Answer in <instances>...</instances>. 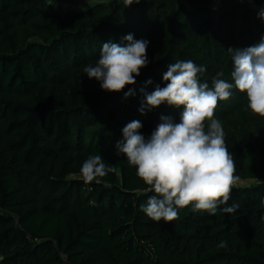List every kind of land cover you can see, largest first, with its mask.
<instances>
[{"label":"trees","instance_id":"1","mask_svg":"<svg viewBox=\"0 0 264 264\" xmlns=\"http://www.w3.org/2000/svg\"><path fill=\"white\" fill-rule=\"evenodd\" d=\"M50 1L0 0V264H264V117L244 94L233 87L214 113L245 181L220 206L236 204L231 214L188 206L153 221L140 209L153 193L116 147L134 120L145 138L162 115L179 122L182 107L146 105L176 61L203 65L209 87L221 70L234 83L228 49L264 36V0ZM128 34L149 41L148 65L107 92L84 67ZM95 154L116 170L86 183L81 167Z\"/></svg>","mask_w":264,"mask_h":264},{"label":"clouds","instance_id":"2","mask_svg":"<svg viewBox=\"0 0 264 264\" xmlns=\"http://www.w3.org/2000/svg\"><path fill=\"white\" fill-rule=\"evenodd\" d=\"M121 0H117L120 3ZM140 0H122L125 8ZM264 20V8L259 13ZM125 46L111 41L104 43L95 65H86L84 73L96 79L107 92H121L136 83L135 77L148 65L149 41L135 40L132 34L124 37ZM232 59L231 80L221 70L212 80V87L201 82L206 68L192 60L176 61L163 74L165 87L156 86L146 95L149 109L163 103L182 107L179 122L171 116H161L160 123L145 138L140 121L129 122L123 129V141L117 143L118 153L126 156L129 166L153 193L140 205L153 221L171 222L178 210L191 206V210L215 215L217 210L231 214L237 205H227L233 186L239 180L236 166L225 143L222 123L215 118L219 101L228 100L235 87L246 96V110L264 117V36L258 43L246 48H229ZM151 83V80L147 81ZM125 97L134 95L133 90ZM140 111L143 113L144 108ZM207 122V124H206ZM115 166L106 163L100 154L90 155L81 167L84 181L100 183L102 177L115 172ZM220 247H226L222 241Z\"/></svg>","mask_w":264,"mask_h":264},{"label":"rangeland","instance_id":"3","mask_svg":"<svg viewBox=\"0 0 264 264\" xmlns=\"http://www.w3.org/2000/svg\"><path fill=\"white\" fill-rule=\"evenodd\" d=\"M50 2L56 4V6H62L65 9H72L73 7H75V6H72V5H68V4L64 3V2H61L60 0H51ZM79 8H81V7L79 6L78 9ZM238 184H242L243 185V184H245V181L238 180L235 185H238Z\"/></svg>","mask_w":264,"mask_h":264},{"label":"built area","instance_id":"4","mask_svg":"<svg viewBox=\"0 0 264 264\" xmlns=\"http://www.w3.org/2000/svg\"><path fill=\"white\" fill-rule=\"evenodd\" d=\"M240 1L241 2H247V3L251 4V5H255L254 0H240Z\"/></svg>","mask_w":264,"mask_h":264}]
</instances>
